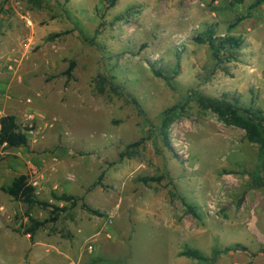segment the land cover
<instances>
[{"label":"rangeland","instance_id":"obj_1","mask_svg":"<svg viewBox=\"0 0 264 264\" xmlns=\"http://www.w3.org/2000/svg\"><path fill=\"white\" fill-rule=\"evenodd\" d=\"M252 2L0 0V117L30 128L27 146H0V264H264L260 145L197 100L239 96L264 113V3L228 28ZM210 25L244 38L237 59L218 63L194 40ZM22 173L61 208L33 237L27 212L50 210L2 191ZM238 242L249 250L212 263L181 253Z\"/></svg>","mask_w":264,"mask_h":264},{"label":"trees","instance_id":"obj_2","mask_svg":"<svg viewBox=\"0 0 264 264\" xmlns=\"http://www.w3.org/2000/svg\"><path fill=\"white\" fill-rule=\"evenodd\" d=\"M69 1V0H67ZM106 8L113 7L118 0H103ZM215 2L217 0H210ZM264 0H254L245 14H240L236 19L229 23V30L236 27L240 22L248 17H251L252 10H254L259 5L263 4ZM194 40L198 43L208 44L212 56L218 63H223L225 61H232L238 58V52L244 44V38L241 35L224 34L218 35L216 30V25H210L201 33L194 36ZM76 65V61L72 60L65 71L68 77L72 76V71ZM180 64H177V67ZM178 70L174 71L173 75L165 74L162 70L157 69L155 73L158 76L163 77L169 83L176 77ZM108 78L103 77L102 81H106ZM112 89H115L116 85L110 82ZM99 90L104 91V87L100 84ZM199 104L204 109L212 110L218 118L223 121L226 125L236 126L245 130L248 139L252 142H256L260 145V154L264 155V113L260 108H255L254 106H246L241 103L239 96H233L229 98L227 94L222 97L208 96L205 94H198L197 98ZM173 121V116L170 111L165 113L163 123L161 126V133L163 135V141L168 147H172V142L169 134V127ZM27 126H22L18 122V118L15 114H6L0 117V146L4 145L6 147H19L27 146L29 142ZM141 141H137L130 144L128 147L140 145ZM124 152L122 153V155ZM2 160L0 156V161ZM145 183L150 181H160L162 176H143L139 178ZM260 184L264 185V180H260ZM2 191L11 195L14 199L25 203L28 206V211L35 204L40 205L43 208H47L51 212V216L45 220H39L34 218L29 212L27 216L31 222L28 227H26L22 232L24 234H29L33 237L37 230L50 221H56L58 219V212L61 208L45 200H40L37 197L36 187L30 181L29 175L22 173L16 176L12 182L8 185L2 186ZM56 199L61 201L70 202L72 205H76L79 200H83L79 196L69 193H62L60 196L54 194ZM82 206L90 213L101 215L98 209L93 208L86 202H82ZM189 210L192 212L194 208L189 206ZM248 251L249 248L242 243H234L232 245H227L224 248H215L211 256L203 254L199 249L187 247L181 253L188 257H192L198 260L206 261L212 263L216 260L219 255L235 252V251Z\"/></svg>","mask_w":264,"mask_h":264}]
</instances>
